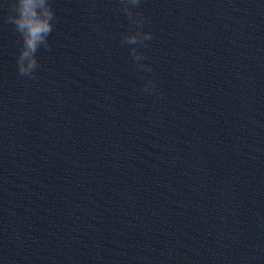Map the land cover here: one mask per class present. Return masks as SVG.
<instances>
[{
	"label": "water",
	"instance_id": "water-1",
	"mask_svg": "<svg viewBox=\"0 0 264 264\" xmlns=\"http://www.w3.org/2000/svg\"><path fill=\"white\" fill-rule=\"evenodd\" d=\"M51 3L32 80L0 0V264H264V0H141L151 72L118 0Z\"/></svg>",
	"mask_w": 264,
	"mask_h": 264
},
{
	"label": "clouds",
	"instance_id": "clouds-1",
	"mask_svg": "<svg viewBox=\"0 0 264 264\" xmlns=\"http://www.w3.org/2000/svg\"><path fill=\"white\" fill-rule=\"evenodd\" d=\"M141 0H118L122 11L135 30L129 31L121 39V43L133 46L129 49L132 59L137 62L136 67L151 72L150 66L138 63L146 57L137 51V47H147L146 41L153 39L150 32L143 31L146 18L139 11L133 13L132 9L138 8ZM56 20L51 0H10L8 15L3 22L13 26L22 42L19 55L16 59L18 74L29 79H37L35 70L39 68L36 57L37 51L43 47L50 50L48 37L53 32V21ZM151 94L155 90V82L148 81L143 89Z\"/></svg>",
	"mask_w": 264,
	"mask_h": 264
}]
</instances>
